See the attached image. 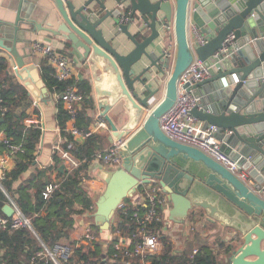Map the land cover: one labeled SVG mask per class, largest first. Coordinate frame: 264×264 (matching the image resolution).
<instances>
[{
	"label": "water",
	"instance_id": "95a60500",
	"mask_svg": "<svg viewBox=\"0 0 264 264\" xmlns=\"http://www.w3.org/2000/svg\"><path fill=\"white\" fill-rule=\"evenodd\" d=\"M106 1L51 0L58 24L52 28L47 22L45 28L48 37L61 36L84 61L88 57L92 65L102 61L103 71L114 77L115 100L123 103L121 126L106 110L101 114L111 130L110 141L120 144L121 161L100 175L105 188L95 202L94 224L109 230L124 199L155 180L172 205L173 221L183 222L192 208L207 212L210 222L231 213L243 219L228 264H264V199L225 166L168 137L159 126L160 117L175 103L179 78L193 58L217 62L208 78L183 86L198 98L191 113L218 127L221 150L231 155V147H240L250 176L264 181V0H114L125 5V12L107 9ZM22 2L13 22L0 21V52L6 53L13 75L36 103L47 104L50 91L31 51L20 53L16 46L20 35L44 29L20 15ZM22 22L28 27L21 28ZM132 26L138 31L131 32ZM106 33L112 36L107 38ZM120 33L133 45L127 52L116 41ZM197 34L206 42L198 44ZM228 35L233 36L236 50L229 57L213 59ZM166 75L162 98L148 110L160 91V77ZM153 83L158 84L153 88ZM211 83L217 92L207 98L201 89ZM2 212L13 214L10 202Z\"/></svg>",
	"mask_w": 264,
	"mask_h": 264
},
{
	"label": "crops",
	"instance_id": "0c3cea01",
	"mask_svg": "<svg viewBox=\"0 0 264 264\" xmlns=\"http://www.w3.org/2000/svg\"><path fill=\"white\" fill-rule=\"evenodd\" d=\"M76 2H81V0H76ZM19 4V0H0V21L11 23L13 22L16 12L17 6ZM107 9H119L121 12H125V5L118 6L114 0H108L105 2ZM94 4L92 3V6ZM20 15L25 19L30 18L33 19L36 24H39L42 28L36 32H25V35L19 36V41L17 42V50L21 53L22 50L31 51V45L33 42L38 41L42 43H46L47 45H51L55 50L62 52L65 54L69 60L72 62L73 71H74V79L75 80H86L90 86V98L92 101V105L85 109V114L89 118L90 123L88 124V128H92V126L103 116H101L102 112L106 110L107 115L112 118V120L118 125L121 126L122 119L120 114L122 113L123 103L121 100L116 101L115 98L118 96V91L116 83L113 81L114 77L109 72L103 71V62L98 61L95 65H92L88 59L84 61V59L80 58L79 54L73 50L70 46V43L67 42L61 36H49V32L45 29L47 22H52L53 27L56 28L57 20L59 16L58 13L51 2V0H23L20 9ZM101 13V12H99ZM23 23V22H22ZM21 23V24H22ZM107 23L113 24L112 19H108ZM6 27V25H5ZM27 28L28 25L23 23L21 28ZM115 27V23H114ZM11 29L10 27H8ZM131 32H137L138 29L134 26L130 28ZM115 31V28H112V33ZM20 34V33H19ZM107 38H110L112 34H107ZM21 39V40H20ZM123 44L122 49L123 52H127L130 50L133 45L126 38L124 34H119L117 36V40ZM173 42V39L171 40ZM0 57H3L7 60L10 68L7 72H1L0 77H4L6 75L12 76L15 81L18 83L19 80L17 77L13 75L12 64L10 60L7 58L5 52H0ZM32 60L37 64L40 70V59L32 58ZM95 66V67H93ZM166 76L160 77V91L155 97V100L158 102L164 93V86L166 81ZM158 81V82H159ZM21 84V83H20ZM158 84V83H157ZM157 84L153 83V88L157 86ZM22 85V84H21ZM214 85L208 84L207 86L201 89V92L207 98L212 95L214 92H217V89L213 87ZM24 87V86H23ZM25 88V87H24ZM26 89V88H25ZM27 90V89H26ZM111 93V97L109 95ZM28 93V92H27ZM50 93V101L47 104L37 102L31 97V105L26 104L25 101H22L17 111H24L26 113V117L24 119V123L29 126L31 123H36L40 125L42 130L40 143L35 151V159L32 165L15 181L12 183V189L15 190L20 184L25 182L30 176L36 171L45 170V176L47 180L50 182H57L58 187L61 182L66 178V172L72 171V169L61 157V150L65 149L63 144L66 146L69 143H72L73 148L77 144H83L85 138H82L78 135L73 136V140L68 142L66 137L60 135V129L57 125L55 114L56 107L55 103V93ZM105 94V95H104ZM84 101V100H83ZM83 102L80 104L79 110L82 108ZM101 106H103L101 108ZM105 108V109H104ZM132 114V112H130ZM75 124V123H74ZM72 126L71 121L67 120L65 123L66 132L70 133V128ZM137 128V127H134ZM93 135H95L99 140V149L96 150L95 154L99 151H103L108 148L110 145L117 144L118 142L112 140L111 130L106 122V127L97 128ZM6 138V135L0 131V141ZM240 147L235 146L231 147L230 153L232 156H238L240 154ZM5 149V148H4ZM4 149L0 150V157L3 158V166L5 168V172L8 173L12 170L16 163V157L10 156ZM59 159V162L56 163L53 155ZM95 156V155H94ZM242 156V155H241ZM243 157V156H242ZM78 159V158H77ZM244 161L248 162L247 159ZM243 166L246 168L247 164L244 163ZM82 162L80 161V164ZM63 166V167H61ZM80 166V165H79ZM79 166L77 168H79ZM75 168V169H77ZM109 168L105 167L104 164L93 158L89 164L86 166L84 170L79 172L80 182L79 185L82 187L84 191L90 197L92 204L88 206H83L79 203H74L72 205V209L76 211H80L79 213L72 214V228L69 229L68 237L62 238L61 243L65 242H74L77 244L78 242L83 241V234L85 231L86 223L92 224L93 218L92 214L95 211L96 205L95 202L99 195L103 192L105 188V182L101 178V174L103 170H108ZM250 169V168H249ZM5 173V174H6ZM4 178V177H3ZM2 178V180H3ZM254 179V178H253ZM1 180V182H2ZM255 180V179H254ZM257 182V181H256ZM264 184V181L262 182ZM3 186V185H2ZM57 187V188H58ZM145 187V186H144ZM4 188V186H3ZM5 189V188H4ZM139 189L133 196L129 197L131 200V204L133 207L140 206L142 203L143 197L141 191ZM0 191L5 195L6 200L3 205L9 202L6 194L0 189ZM6 191V190H5ZM33 194V189L30 190ZM9 195V193L6 191ZM166 195V194H165ZM9 197L15 202V200L9 195ZM167 198V196H166ZM17 204V202H15ZM2 205V207H3ZM18 205V204H17ZM19 206V205H18ZM20 208V207H19ZM172 208L171 203L168 201L167 204L162 208H160L161 221L158 222V229H156L157 233L162 239H166L172 246L173 253H178V255L187 254L192 257V252L194 249H199L202 246L208 247L209 251L212 254L216 255L218 264H228V254L230 249L236 245L235 241H238L240 238L239 231L241 228V222L243 219H238L234 214H228L225 217H218L217 220L214 219L213 222L206 220V214L201 208H192L189 210L187 217L183 220V222L179 223L169 219V210ZM2 211V209H1ZM114 217L112 219V225L114 224ZM111 225V226H112ZM111 228V227H110ZM117 229V228H116ZM114 230H103L99 229L100 237L96 238L97 240H101L103 249L106 248V242L109 240L108 236ZM129 231L122 230V237H126ZM95 241V240H94ZM86 245V244H85ZM114 245V243H113ZM164 245V243H163ZM89 246L93 247V242L89 244ZM198 253V252H197ZM106 258V255L103 256ZM116 258H120V262L122 264H150V260L147 257H127L121 251H116L114 253V257L111 262H114Z\"/></svg>",
	"mask_w": 264,
	"mask_h": 264
},
{
	"label": "trees",
	"instance_id": "16d2710c",
	"mask_svg": "<svg viewBox=\"0 0 264 264\" xmlns=\"http://www.w3.org/2000/svg\"><path fill=\"white\" fill-rule=\"evenodd\" d=\"M40 76L51 93H61L64 89V83L58 81L53 76L51 68L40 61ZM7 60L0 57V73L9 71ZM72 81L76 89L84 97L82 108L78 111L75 125L81 129H88L89 118L85 114V109L92 105L90 98V86L86 80ZM0 98L3 105L7 107L4 115L0 113V131L12 143L20 144L23 152L16 155V163L12 170L5 174L2 185L9 195L17 202L24 215L29 219L36 235L28 228L23 227L14 231L0 230V264H28L30 257L42 249L39 239L47 246L51 247L55 243L61 242L62 238H67L69 229L72 228V214L79 213L72 209L74 203L83 206L92 204V201L86 191L79 185V172L84 170L89 162L94 158L96 150L99 149V140L95 135L87 137L83 144H77L70 151L82 163L79 168L66 172V178L55 189L49 198H43V190L49 183L45 176V170L36 171L30 178L20 184L13 190L12 183L17 180L33 163L35 151L40 143L42 130L39 124L31 123L27 126L24 119L27 116L24 111L18 112L17 109L22 101L31 105V97L27 90L15 81L12 76L6 75L0 77ZM55 119L60 129V135L66 137L68 142L73 140L72 133L65 130V123L68 120L67 111L64 108L63 101L58 99L55 103ZM63 146L67 147L64 143ZM5 145L0 141V150ZM56 163L59 162L56 154L53 155ZM33 189V194L31 193ZM6 200L5 195L0 191V213L2 205ZM125 206L118 208L114 215V224L111 230L116 228L120 230H131L129 225L133 207L130 198L124 199ZM158 229V223L153 226V230ZM92 230L99 238V228L92 223ZM115 239L106 242V248L103 249L102 241H93L92 246H76L74 242H65L73 248V256L64 264H122L120 258L114 262L111 260L116 252L113 243ZM163 249L159 254L150 255L147 259L150 264H218L215 254L209 251L208 247L202 246L198 253L192 257L187 254L173 253L172 246L166 239H163ZM106 255V258L103 256ZM37 264H53L50 260L41 259ZM135 264H137L135 262Z\"/></svg>",
	"mask_w": 264,
	"mask_h": 264
},
{
	"label": "built area",
	"instance_id": "2783aa9c",
	"mask_svg": "<svg viewBox=\"0 0 264 264\" xmlns=\"http://www.w3.org/2000/svg\"><path fill=\"white\" fill-rule=\"evenodd\" d=\"M127 17L121 18L125 21ZM233 36L228 35L222 43V47L213 53V59H222L229 57L237 48V45L232 41ZM207 40L206 37L197 34L198 44H203ZM31 55L33 58H38L48 65L54 78L64 83V89L61 93H55V100L61 99L64 108L68 114V120L72 126L70 133L73 136L87 138L91 136L97 128L106 127V121L101 117L92 128L81 129L74 123L76 120L79 106L83 102V95L76 89L74 71L71 60L63 54L55 50L51 45L35 41L31 45ZM39 61V62H40ZM218 67L217 62L206 64L203 60L194 57L193 61L181 75L178 81V92L176 101L173 106L160 117V129L170 138L178 142L193 146L203 151L205 154L225 166L233 172L240 180L250 187L257 195L264 199V184L256 182L249 174V168L243 166V157L241 155L232 156L221 150V140L218 139L219 129L212 124H206L191 113V110L198 103V98L192 93L186 91L183 86L187 83H194L204 80L210 76L211 67ZM0 98V113L4 115L7 112V107L3 105ZM5 145L4 151L10 156L16 157L18 153L23 152L20 144H15L10 139L3 140ZM73 148L72 143H69L64 150H61L60 157L72 168L75 169L80 165V160L77 159L70 149ZM120 144L110 145L103 151L95 154L94 158L101 161L105 167L109 169L116 168L121 161L119 154ZM247 159V158H246ZM5 168L3 166V158L0 157V189L6 194L14 212L8 217L0 213V230L14 231L23 227H28L35 235L29 219L24 215L19 206L9 197L2 186V178L5 176ZM57 182H50L45 185L42 192L43 198L47 199L52 192L57 189ZM142 203L140 206L133 207L131 215L132 222L129 223V230L126 237H122V230L116 229L108 236L109 240L115 239V251H121L127 257L144 258L150 255H156L163 249V242L157 231L153 230V226L161 221L160 208L167 204L168 199L159 184L153 180L150 185L143 187ZM125 206L121 203L119 208ZM37 237V235H36ZM38 238V237H37ZM97 236L92 230V224H87L83 234V241L78 242L76 246H89L91 242L96 240ZM42 249L34 253L28 264H37L41 259L50 260L53 264H64L73 256V248L65 243H55L51 247L45 245L39 239ZM198 249H194L192 255L196 254Z\"/></svg>",
	"mask_w": 264,
	"mask_h": 264
},
{
	"label": "rangeland",
	"instance_id": "374dc122",
	"mask_svg": "<svg viewBox=\"0 0 264 264\" xmlns=\"http://www.w3.org/2000/svg\"><path fill=\"white\" fill-rule=\"evenodd\" d=\"M155 103H157V101L154 99L153 102L150 104V107L148 108V110L155 105Z\"/></svg>",
	"mask_w": 264,
	"mask_h": 264
}]
</instances>
